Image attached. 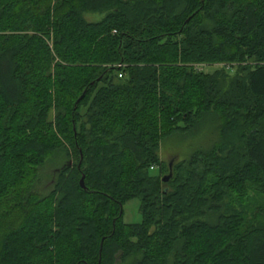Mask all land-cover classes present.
Returning a JSON list of instances; mask_svg holds the SVG:
<instances>
[{"label": "trees", "instance_id": "trees-1", "mask_svg": "<svg viewBox=\"0 0 264 264\" xmlns=\"http://www.w3.org/2000/svg\"><path fill=\"white\" fill-rule=\"evenodd\" d=\"M256 192L264 0H0V264H264Z\"/></svg>", "mask_w": 264, "mask_h": 264}, {"label": "rangeland", "instance_id": "rangeland-1", "mask_svg": "<svg viewBox=\"0 0 264 264\" xmlns=\"http://www.w3.org/2000/svg\"><path fill=\"white\" fill-rule=\"evenodd\" d=\"M99 16H86L88 22H97ZM215 68L206 67L205 72L213 73ZM219 125L214 124L211 127L204 129L194 138H175L167 140L162 144L159 152L160 160L165 165L166 169L169 164L172 166L178 164L183 160H187L192 153L197 150L207 151L211 147L215 146L219 141ZM159 171H153L152 175H159ZM162 176H166L167 172H161ZM254 201V209L261 210L264 213V195H260L257 192L251 197ZM140 202L139 200H131L123 205L122 222L124 225H139L141 224V216L139 213ZM262 215V214H261ZM249 213L247 223H252V226L264 228V215L254 216ZM252 220V221H251Z\"/></svg>", "mask_w": 264, "mask_h": 264}, {"label": "water", "instance_id": "water-1", "mask_svg": "<svg viewBox=\"0 0 264 264\" xmlns=\"http://www.w3.org/2000/svg\"><path fill=\"white\" fill-rule=\"evenodd\" d=\"M73 131H74V133H76L75 129H73ZM172 168H173L172 164H169V174L162 179V182L164 184L168 183L170 181V179L172 178ZM80 186H81L82 189H85L84 177H82L81 180H80Z\"/></svg>", "mask_w": 264, "mask_h": 264}]
</instances>
